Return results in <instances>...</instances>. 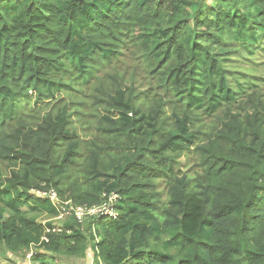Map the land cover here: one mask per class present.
Listing matches in <instances>:
<instances>
[{
	"label": "trees",
	"instance_id": "1",
	"mask_svg": "<svg viewBox=\"0 0 264 264\" xmlns=\"http://www.w3.org/2000/svg\"><path fill=\"white\" fill-rule=\"evenodd\" d=\"M212 3L0 0V257L264 264V0Z\"/></svg>",
	"mask_w": 264,
	"mask_h": 264
},
{
	"label": "rangeland",
	"instance_id": "2",
	"mask_svg": "<svg viewBox=\"0 0 264 264\" xmlns=\"http://www.w3.org/2000/svg\"><path fill=\"white\" fill-rule=\"evenodd\" d=\"M207 3H209V5L214 6V3H212V0H207ZM197 4L198 3L192 4L191 7L189 8V10L191 12H194ZM257 60H264V54L261 57H258ZM143 62L145 64L146 69L150 68L152 61L149 58L144 59ZM153 65H154V63H153ZM153 65L151 66V68L153 67ZM225 65L228 66L229 70L232 72V73H230V75L234 74V72H235L234 69H236V68L238 71H242V73H241V76H242L241 79L242 80L248 79V76L244 73V71H247V70L253 71L254 70L253 65L250 62L244 61L243 59H238V56L233 57L231 60L226 62ZM261 69H263V68H261ZM137 72H138V75L140 76V78L136 77L137 81H140V83H142L141 85H139L140 87H138V88L140 90H145L148 86V84L146 83V80H148L147 74H146V72H143L141 70H138ZM247 81H250V79H248ZM242 84L244 85L245 83H242ZM261 85H264V83H261ZM262 89H264V88L262 87ZM150 92L152 93L151 90H150ZM206 123H210V121H206ZM182 160L184 161V163L180 165V169H182V170H185V167L187 169H189L193 165L192 159H190L188 162L185 161V158H183ZM34 194L37 195L36 192ZM116 197L117 196L115 195L114 198H116ZM113 201H114V199H113ZM67 202L72 204L70 201H67ZM107 203H108V201L103 202L104 206H106ZM23 210H26V208H24ZM28 215L32 216V214H28ZM71 218H72V216L68 215L67 213H65L63 215L58 213L57 216H55L54 218H49L46 215H38L37 216V220H38V222H40V224L45 225L47 223H50V224H52L54 229H56L58 231H60L64 225L69 223ZM90 218H93V217H90ZM87 219H88V217H87ZM80 226L84 231L85 230V224L82 223ZM87 236H88V234H87ZM33 252H34V250H31V252H29V253H27V252L26 253H20L18 255L8 254L7 260H4V257H0V264H37L31 260V255ZM39 252H43V251H39ZM51 256L55 259V264H96V261H94L93 251H91L90 249H88L86 251V254L84 257L65 256V255H56V254H52ZM97 264H101V263L97 262Z\"/></svg>",
	"mask_w": 264,
	"mask_h": 264
},
{
	"label": "built area",
	"instance_id": "3",
	"mask_svg": "<svg viewBox=\"0 0 264 264\" xmlns=\"http://www.w3.org/2000/svg\"><path fill=\"white\" fill-rule=\"evenodd\" d=\"M36 194L38 196L41 197H45L47 198L53 206L57 207V210L59 212V214L63 215L65 213H67L68 215L73 216V218L78 221L81 222L84 220L85 217H89V216H94V215H113V211L112 209H109L107 206L106 207H97V206H93V207H79V206H73L71 205L69 202H62L59 197L58 194L54 191V190H49L48 192H36ZM113 199L115 200V198L113 197L112 199H109L113 201ZM49 230H46V232H48ZM42 240L47 241L46 237H42Z\"/></svg>",
	"mask_w": 264,
	"mask_h": 264
}]
</instances>
